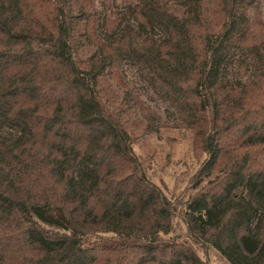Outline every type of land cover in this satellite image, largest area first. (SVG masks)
Masks as SVG:
<instances>
[{"label":"trees","instance_id":"obj_1","mask_svg":"<svg viewBox=\"0 0 264 264\" xmlns=\"http://www.w3.org/2000/svg\"><path fill=\"white\" fill-rule=\"evenodd\" d=\"M253 9L136 0L96 29L94 0H0V131L21 133H0V264H211L164 238L177 207L131 149L153 124L109 97L123 61L204 156L183 203L190 241L227 264H264V26L253 28Z\"/></svg>","mask_w":264,"mask_h":264},{"label":"rangeland","instance_id":"obj_2","mask_svg":"<svg viewBox=\"0 0 264 264\" xmlns=\"http://www.w3.org/2000/svg\"><path fill=\"white\" fill-rule=\"evenodd\" d=\"M135 1L94 0L96 8L94 27L98 29L103 24L105 15L107 18H115L117 14L122 15L126 8ZM257 1L258 10L255 13L253 9L250 15L254 23L253 28L260 29L258 22L261 27L264 26V0ZM41 10L47 17L46 4H43ZM89 50L91 49L86 48L84 50L86 52L81 54V57L86 56ZM250 74L251 67L249 66L242 80H248ZM119 77L121 83L112 79L107 80L106 84L110 87V99L116 106L128 105L130 116L150 121L153 124L152 130L147 133L139 130L132 134V152L146 179L161 191L174 208L177 207V216L173 219L172 228L164 238L176 243L191 245L201 258L207 259L211 264H227L211 245L191 242L183 221V203L199 191L200 187L197 188L194 185V175L204 159V156L197 151L193 134L176 126L179 119L174 109L152 91L133 65L123 61L119 66ZM125 84L127 88H124ZM131 90L135 93L140 105L150 111L149 114L144 113L135 104L131 93L128 92ZM0 133L10 138H16L21 134L20 130L15 127H6ZM96 238L95 235L88 236L86 244L92 247ZM104 244V250H107V243L104 242ZM107 254L108 252L103 253L104 258L111 257Z\"/></svg>","mask_w":264,"mask_h":264}]
</instances>
